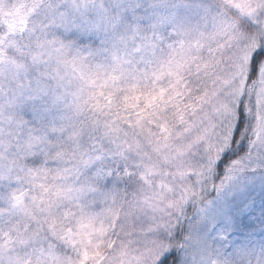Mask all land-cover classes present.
I'll return each instance as SVG.
<instances>
[{
	"label": "clouds",
	"instance_id": "obj_1",
	"mask_svg": "<svg viewBox=\"0 0 264 264\" xmlns=\"http://www.w3.org/2000/svg\"><path fill=\"white\" fill-rule=\"evenodd\" d=\"M115 3L0 27V264H264V0H141L122 30Z\"/></svg>",
	"mask_w": 264,
	"mask_h": 264
},
{
	"label": "rangeland",
	"instance_id": "obj_2",
	"mask_svg": "<svg viewBox=\"0 0 264 264\" xmlns=\"http://www.w3.org/2000/svg\"><path fill=\"white\" fill-rule=\"evenodd\" d=\"M15 1L23 0H0V17L3 14L5 15L8 13ZM140 2L141 0H123V3H120V0H116L115 4L110 5L113 12L119 11V9H124L121 13V16L123 17L121 21V30L126 25V22H139L145 25L150 22L148 19H139L140 14L147 15L146 13H143L142 8L136 7V4ZM84 13L86 16L90 17L88 23H83V21H81L85 30L83 32H74L73 35L78 37V43L83 46L85 52L91 50L97 58H100L106 55V53L103 52V49L109 46L115 37H111V34H106L103 31H96L94 29V22L96 19L104 15L102 9H98L95 5L85 3ZM109 20H111V18H109ZM102 41L106 43H102ZM41 115V113H37L38 118ZM52 115L55 116L56 113L53 112ZM33 123H35V120H33ZM44 131H47V129L45 128ZM48 135L49 139L53 142H57L58 136L56 133L49 132ZM52 150L54 151L55 149L53 148ZM41 159L42 154L39 157H36L37 162H40ZM225 199H227V197ZM260 221L261 215L259 214V207L249 205V207L244 210L243 219L240 221V224L245 229H251L256 227Z\"/></svg>",
	"mask_w": 264,
	"mask_h": 264
},
{
	"label": "trees",
	"instance_id": "obj_3",
	"mask_svg": "<svg viewBox=\"0 0 264 264\" xmlns=\"http://www.w3.org/2000/svg\"><path fill=\"white\" fill-rule=\"evenodd\" d=\"M28 15L29 13L26 11L23 1H15L8 13L0 17V27L7 26L10 29H14L23 23ZM170 255L176 257L177 253L172 251Z\"/></svg>",
	"mask_w": 264,
	"mask_h": 264
},
{
	"label": "snow or ice",
	"instance_id": "obj_4",
	"mask_svg": "<svg viewBox=\"0 0 264 264\" xmlns=\"http://www.w3.org/2000/svg\"><path fill=\"white\" fill-rule=\"evenodd\" d=\"M261 65H264V46L257 48L251 55V70L253 74L258 71ZM242 125L243 116L241 115L240 126ZM237 131H239V127L237 128ZM157 264H175L174 256L170 255L169 250L162 249Z\"/></svg>",
	"mask_w": 264,
	"mask_h": 264
}]
</instances>
